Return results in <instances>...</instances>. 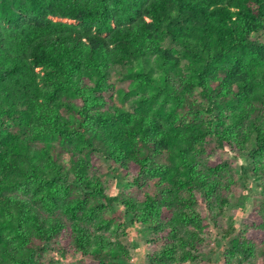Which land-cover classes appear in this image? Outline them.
Wrapping results in <instances>:
<instances>
[{"label":"trees","instance_id":"trees-1","mask_svg":"<svg viewBox=\"0 0 264 264\" xmlns=\"http://www.w3.org/2000/svg\"><path fill=\"white\" fill-rule=\"evenodd\" d=\"M6 119L22 135L7 134ZM206 148L247 155L251 177L264 176V0H0V264H38L66 227L77 258L128 264L127 249L104 234L112 197L87 154L116 174L135 165L134 184L158 177L159 193L142 204L116 198L130 225L196 227L149 264H198L199 214L165 207L196 203L166 200L176 182L205 199L231 191L205 172ZM74 186L82 198H70ZM254 253L233 260L252 264Z\"/></svg>","mask_w":264,"mask_h":264},{"label":"rangeland","instance_id":"rangeland-1","mask_svg":"<svg viewBox=\"0 0 264 264\" xmlns=\"http://www.w3.org/2000/svg\"><path fill=\"white\" fill-rule=\"evenodd\" d=\"M61 21L70 22L67 20ZM107 80L114 85L115 89L120 85L115 75H111ZM117 105L119 104L117 103ZM192 119L193 116L190 115L187 120L192 123ZM188 121L184 123H188ZM6 123L5 132L7 134L20 136L21 133L19 134L18 130L12 126L13 123L7 119ZM204 142L205 140H201L196 144L201 147ZM56 145L59 146L60 144L56 143ZM206 153L208 160L206 163L208 165L205 172L210 173L211 170L215 169L214 172L220 177L221 181L231 185V191L220 190L222 197L214 194L205 199L190 187H188L189 193H187V188H182V184L176 182L174 185H169L172 187L167 190L169 192H167L168 197L166 200L173 201V198H176V202H182L183 199L191 200L189 197L191 195L196 199V203L187 207L184 206L185 204H170V208L167 202L165 210L171 209L172 212L181 209L183 211L192 210L199 214L202 225L199 234L204 242L198 247L200 249L198 264H226L224 260H227L229 264H242L246 260H233L235 253H241L243 256L244 250L253 249V247L255 248V255L251 259L252 264H264V250H262L264 245V216L263 219L260 217L264 215V200L262 198L264 195V176L252 178L249 173L252 168L249 158L247 155H241L233 149L221 152L220 150L206 148ZM61 160L64 165H68L66 155L62 154ZM157 161L171 167L166 154H160ZM87 164L89 171L100 181L104 192L112 197V200L108 202L109 211L106 214V220L109 222L104 234L107 237L110 236L113 243H119L127 249L126 259L128 264H149L150 259L147 258L150 255L159 253L173 242L178 246L184 240L183 235L190 239V232H184V230L194 226L192 224H176L177 231L174 234L168 232V230L156 229L154 231L149 226L130 225L131 222L125 213V209L117 205L116 198L135 199L139 204H142L146 194H158L159 191L156 186L158 177L149 174L139 179L138 184H134L129 174L137 170L135 165L130 164L129 171L116 174L112 171L113 166L105 157L95 154H87ZM186 173V170L182 169L176 172L180 179L186 178ZM82 188L74 186L70 198H82L84 196ZM162 194L165 196L166 192H162ZM59 214L65 218L61 212ZM170 214H159L157 217L165 222H172ZM69 225L70 222H68ZM194 228L196 227L194 226ZM48 245L38 250V264L106 263L100 260L98 253L83 258L74 256L72 234L68 227L61 230ZM224 256H226V259H224ZM251 262L249 261V263ZM173 264L182 263L174 262Z\"/></svg>","mask_w":264,"mask_h":264}]
</instances>
